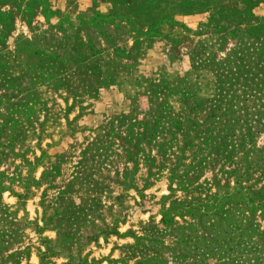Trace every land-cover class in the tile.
Segmentation results:
<instances>
[{"label":"rangeland","instance_id":"374dc122","mask_svg":"<svg viewBox=\"0 0 264 264\" xmlns=\"http://www.w3.org/2000/svg\"><path fill=\"white\" fill-rule=\"evenodd\" d=\"M0 264H264V0H0Z\"/></svg>","mask_w":264,"mask_h":264}]
</instances>
